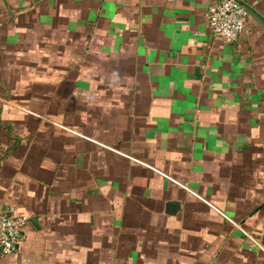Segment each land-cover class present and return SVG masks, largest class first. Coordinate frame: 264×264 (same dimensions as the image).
Here are the masks:
<instances>
[{"label":"crops","instance_id":"1","mask_svg":"<svg viewBox=\"0 0 264 264\" xmlns=\"http://www.w3.org/2000/svg\"><path fill=\"white\" fill-rule=\"evenodd\" d=\"M238 2L228 42L214 0H0V210L30 218L0 264H264V0Z\"/></svg>","mask_w":264,"mask_h":264},{"label":"built area","instance_id":"2","mask_svg":"<svg viewBox=\"0 0 264 264\" xmlns=\"http://www.w3.org/2000/svg\"><path fill=\"white\" fill-rule=\"evenodd\" d=\"M248 16V8L237 0H214L207 13L212 33L228 42L243 33ZM29 221V217L17 214L14 207L0 210V259L16 251Z\"/></svg>","mask_w":264,"mask_h":264},{"label":"water","instance_id":"3","mask_svg":"<svg viewBox=\"0 0 264 264\" xmlns=\"http://www.w3.org/2000/svg\"><path fill=\"white\" fill-rule=\"evenodd\" d=\"M238 1V0H237ZM248 8V7H247ZM75 83L73 81H63L62 84L60 85V89L58 91V94L61 97H67L69 93L71 92L72 88L74 87ZM181 208V202L180 201H171L167 204V212L171 213H176L180 210ZM37 218H32V222H36ZM1 252V248H0Z\"/></svg>","mask_w":264,"mask_h":264},{"label":"trees","instance_id":"4","mask_svg":"<svg viewBox=\"0 0 264 264\" xmlns=\"http://www.w3.org/2000/svg\"><path fill=\"white\" fill-rule=\"evenodd\" d=\"M10 137H11V139H14V137L12 135ZM15 139H17V137ZM13 141H14V143L8 146V148L6 149L5 153L9 152L11 150H15L18 147L17 140H13ZM111 196L113 197V193H111ZM99 197H101V194L99 195Z\"/></svg>","mask_w":264,"mask_h":264},{"label":"rangeland","instance_id":"5","mask_svg":"<svg viewBox=\"0 0 264 264\" xmlns=\"http://www.w3.org/2000/svg\"><path fill=\"white\" fill-rule=\"evenodd\" d=\"M4 257H5V256H4ZM4 257H2V259H3ZM2 259H1V260H2Z\"/></svg>","mask_w":264,"mask_h":264}]
</instances>
